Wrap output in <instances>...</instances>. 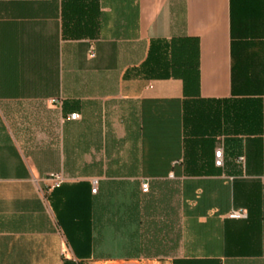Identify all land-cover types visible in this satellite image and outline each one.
<instances>
[{"label":"crops","instance_id":"obj_1","mask_svg":"<svg viewBox=\"0 0 264 264\" xmlns=\"http://www.w3.org/2000/svg\"><path fill=\"white\" fill-rule=\"evenodd\" d=\"M0 264H264V0H0Z\"/></svg>","mask_w":264,"mask_h":264},{"label":"built area","instance_id":"obj_2","mask_svg":"<svg viewBox=\"0 0 264 264\" xmlns=\"http://www.w3.org/2000/svg\"><path fill=\"white\" fill-rule=\"evenodd\" d=\"M76 118H77V115L76 114H72L69 117V119H71V120H75ZM222 159H223V152H222V148L219 147L218 149H216L214 151V165L216 167H221L222 166V163H223ZM239 161H242V158H239ZM48 178L51 181V186L49 188L51 190L60 187V185L64 182L63 176L61 174H58V173L50 174L48 176ZM141 190H142V192H147V190H148L147 184H143L141 186ZM91 192L92 193H95L96 192V189L93 188L91 190ZM230 216L236 218V217H239L240 216V213H237L236 212V213L231 214Z\"/></svg>","mask_w":264,"mask_h":264}]
</instances>
